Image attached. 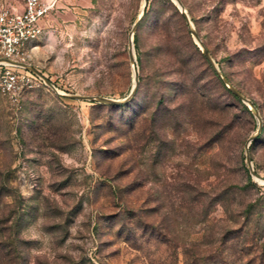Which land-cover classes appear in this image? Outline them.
Segmentation results:
<instances>
[{"label": "rangeland", "instance_id": "rangeland-1", "mask_svg": "<svg viewBox=\"0 0 264 264\" xmlns=\"http://www.w3.org/2000/svg\"><path fill=\"white\" fill-rule=\"evenodd\" d=\"M182 2L260 119L173 0L134 62L144 0H58L28 57L58 91L0 90V264H264V0Z\"/></svg>", "mask_w": 264, "mask_h": 264}, {"label": "built area", "instance_id": "built-area-1", "mask_svg": "<svg viewBox=\"0 0 264 264\" xmlns=\"http://www.w3.org/2000/svg\"><path fill=\"white\" fill-rule=\"evenodd\" d=\"M58 0H0V90L18 103L33 88L49 85L28 63L30 44L42 34L43 20ZM10 60L16 61L13 63Z\"/></svg>", "mask_w": 264, "mask_h": 264}, {"label": "water", "instance_id": "water-1", "mask_svg": "<svg viewBox=\"0 0 264 264\" xmlns=\"http://www.w3.org/2000/svg\"><path fill=\"white\" fill-rule=\"evenodd\" d=\"M178 8L180 9V12L182 13L186 23L188 24V27L192 33V35L195 37V39L199 42L201 49L205 55V57L208 59L209 63L211 64L212 68L214 69V71L217 73V75L224 81V83L228 86V88L235 94L237 95L244 103L251 105L254 109H255V113L257 115V117L260 119V114L259 112L256 110L254 104H252L249 100V98L247 96H245L241 91H239L227 78L224 77V75L222 74L219 66L217 65L216 61L213 59V57L211 56L210 52L207 50V48L201 43V38L198 34V32L195 30L193 23L190 19V16L182 2V0H173ZM148 0H144V4L141 10V13L139 14V16L137 17V19L135 20L133 27H132V31H131V36H130V59L132 62H134L136 60V56H135V51H134V44H133V37L132 35L134 34V32L136 31L140 21L142 20L144 14H145V9H146V4H147ZM13 63H17L16 61L10 60ZM22 65L27 66L29 68L35 69L33 66H31L30 64H26V63H22ZM46 82L54 89H57V87L49 80L46 79ZM139 85V77L137 75H135V83L132 86L129 94L124 97V98H113V97H108V96H103V95H92V94H71L70 96L73 98H78V99H87V100H94L97 101L99 103H105V104H123V103H127L128 101H130L134 95L137 92V88ZM261 130V123L255 133L253 137H255ZM249 145H247L248 147ZM247 162L248 165L252 171V173L259 179H263L262 175H259L257 173L254 172L253 169V165H252V160L250 158L249 155H247Z\"/></svg>", "mask_w": 264, "mask_h": 264}, {"label": "crops", "instance_id": "crops-1", "mask_svg": "<svg viewBox=\"0 0 264 264\" xmlns=\"http://www.w3.org/2000/svg\"><path fill=\"white\" fill-rule=\"evenodd\" d=\"M72 8H77V6H72L71 9H72ZM44 20H45V19H44ZM44 20H43V25H44ZM32 44H33V42L30 44V46H31Z\"/></svg>", "mask_w": 264, "mask_h": 264}, {"label": "trees", "instance_id": "trees-1", "mask_svg": "<svg viewBox=\"0 0 264 264\" xmlns=\"http://www.w3.org/2000/svg\"><path fill=\"white\" fill-rule=\"evenodd\" d=\"M234 96H236V97H237V95H235V94H234Z\"/></svg>", "mask_w": 264, "mask_h": 264}, {"label": "bare ground", "instance_id": "bare-ground-1", "mask_svg": "<svg viewBox=\"0 0 264 264\" xmlns=\"http://www.w3.org/2000/svg\"><path fill=\"white\" fill-rule=\"evenodd\" d=\"M251 106V105H250ZM252 107V106H251Z\"/></svg>", "mask_w": 264, "mask_h": 264}]
</instances>
